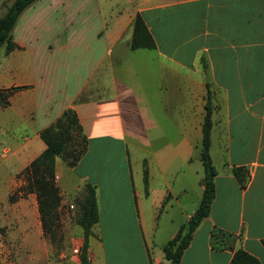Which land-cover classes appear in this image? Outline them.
I'll return each instance as SVG.
<instances>
[{
    "label": "crops",
    "instance_id": "0c3cea01",
    "mask_svg": "<svg viewBox=\"0 0 264 264\" xmlns=\"http://www.w3.org/2000/svg\"><path fill=\"white\" fill-rule=\"evenodd\" d=\"M136 14L153 48L130 49ZM12 39L0 88H23L0 106V139L10 145L0 150V264H82V252L52 256L24 171L45 148L40 131L67 108L86 150L55 178L66 210L84 183L95 188L85 264H169L162 248L202 193L204 174L182 176V147L188 162L208 92L215 193L180 264H230L238 247L264 264V0H124L105 10L99 0H35ZM113 144L125 147L121 171L105 158L85 162L93 147ZM239 166L248 172L243 188L232 172ZM160 206L166 215L154 228ZM215 229L239 235L232 248L213 246Z\"/></svg>",
    "mask_w": 264,
    "mask_h": 264
},
{
    "label": "trees",
    "instance_id": "16d2710c",
    "mask_svg": "<svg viewBox=\"0 0 264 264\" xmlns=\"http://www.w3.org/2000/svg\"><path fill=\"white\" fill-rule=\"evenodd\" d=\"M35 0H12L5 5V11L0 15V47H4V53L10 52L16 47L12 39V29L22 11ZM130 49L153 48L154 40L150 35L144 21L139 14H136L132 22V35L129 43ZM23 86H12L9 88H0V105H8V97L15 90ZM210 103L209 92L205 103V114L202 124V140L199 151L204 175L202 178V193L200 199L191 214L190 218L182 223L175 235L170 238L163 246L164 257L169 264H180V259L184 249L190 242L194 229L200 221L206 217L210 211V205L214 198L215 186L214 175L216 173L211 163L209 155V133H210ZM76 130L79 135V146L69 165L73 166L79 160L86 150V138L82 133L81 126L75 111L72 108L65 109L62 114L56 118L50 125L40 131V138L45 143L43 151L33 158L25 168L27 179V189L33 190L37 196L38 212L42 224L43 234L49 241L55 239V229L58 227L57 208L60 203V193L55 184V159L57 156L64 155L67 152L65 141L70 136L71 130ZM233 175L239 186L243 188L248 179V172L245 167H233ZM146 171L144 170V179ZM81 198L78 200V216L76 223L80 226L83 236V245L81 250V263L85 264V248L88 236L91 234V227L98 220V208L94 186L86 182L83 184ZM213 246L232 248V242L238 236L218 229L211 232ZM264 244V240H263ZM230 264H260L259 260L238 247L234 249Z\"/></svg>",
    "mask_w": 264,
    "mask_h": 264
},
{
    "label": "rangeland",
    "instance_id": "374dc122",
    "mask_svg": "<svg viewBox=\"0 0 264 264\" xmlns=\"http://www.w3.org/2000/svg\"><path fill=\"white\" fill-rule=\"evenodd\" d=\"M11 0H2L0 2V15H2L5 11L4 8H2V6L7 5V3H9ZM100 3H102V7L103 10L110 9V6H112L113 8H121L124 4V0H99ZM75 4H73L72 6H75ZM4 60V47H0V66L3 63ZM143 71L141 72L142 75L146 76V66H143ZM146 84L144 83V86ZM145 89V88H144ZM1 106V105H0ZM3 107V106H1ZM21 130V128L16 127V130L14 131L16 134L19 133ZM70 136L66 139L65 141V145H66V149L67 152L64 155H60L57 156L55 159V176H56V167H57V173L60 174L62 173V175H64V178L67 177V173L68 172L67 168L71 167L69 165V161L71 160V158H73V155L75 153H73L74 150H76L79 146V135L77 134L76 130H71L70 131ZM5 135V133L0 130V138H3V136ZM2 142V144H0V150L5 147V148H9L10 145L8 143H3V139H0V143ZM200 146L201 143H198L196 147H192L190 149V157L191 159L188 162H185V158H184V152H187V148L182 147V176L186 173V172H192V174L197 173V175H203L204 171H203V167L201 165V160H200V156H199V151H200ZM75 152V151H74ZM133 152V151H132ZM1 155V152H0ZM126 156V151H125V147L122 145L120 146L119 144H113L111 146H100V147H93L91 149V151L89 152V154L86 156L87 158L85 159V162H89L92 160H97L98 159H104L106 161L109 162V166L110 169H112L115 172H119L121 171V165L123 162V159H125ZM94 158V159H92ZM184 160V161H183ZM3 165V164H2ZM27 176V174H26ZM28 177V176H27ZM55 184L58 187V183H57V179L55 178ZM59 190V187H58ZM73 190V188H71V191ZM60 193V190H59ZM62 198V196L60 195V199ZM75 202L72 203L73 207L70 208L68 206V210H66L64 207L60 206V203L58 205L57 208V212H58V227L55 229V239L53 241H49L48 237L47 238L49 244L52 247V252L55 258H60V256H62L61 258L67 256V254H75L73 253V249L77 246L78 244V230L77 228L80 227L77 223H76V218L78 216V200L81 197L77 198V195H75ZM185 199V198H184ZM187 199V198H186ZM185 199V202H186ZM139 200L140 202L142 201L141 196H139ZM192 201V200H191ZM192 203V202H191ZM169 205V203H168ZM175 213V211H170L169 213ZM160 213V215H159ZM166 212L163 206L158 207V211H156V216H155V220L153 222V226L154 228H161V224L165 218ZM184 220V217L182 216V221ZM185 223V222H184ZM132 232L131 235H134V227L132 228ZM239 237V235H238ZM77 243V244H76ZM120 245H122L123 247L128 246L127 243H121ZM153 247V244H152ZM164 263H167V260L164 259Z\"/></svg>",
    "mask_w": 264,
    "mask_h": 264
},
{
    "label": "built area",
    "instance_id": "2783aa9c",
    "mask_svg": "<svg viewBox=\"0 0 264 264\" xmlns=\"http://www.w3.org/2000/svg\"><path fill=\"white\" fill-rule=\"evenodd\" d=\"M70 208H72L73 207V204L71 203V204H69L68 205ZM81 250H82V246L81 245H77L72 251H73V253H75V254H79L80 252H81ZM2 254V252L0 251V255ZM158 264H162V263H158Z\"/></svg>",
    "mask_w": 264,
    "mask_h": 264
}]
</instances>
